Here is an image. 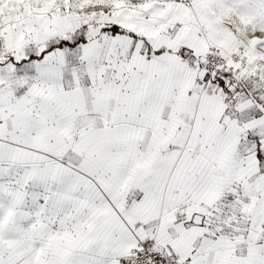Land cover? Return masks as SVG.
Listing matches in <instances>:
<instances>
[{"label": "snow or ice", "instance_id": "6c2138e0", "mask_svg": "<svg viewBox=\"0 0 264 264\" xmlns=\"http://www.w3.org/2000/svg\"><path fill=\"white\" fill-rule=\"evenodd\" d=\"M0 264H264V0H0Z\"/></svg>", "mask_w": 264, "mask_h": 264}]
</instances>
